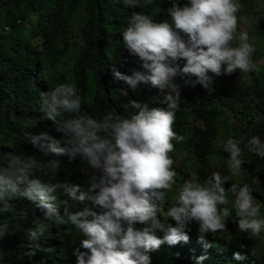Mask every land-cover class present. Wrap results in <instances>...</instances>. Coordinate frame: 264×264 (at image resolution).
Returning <instances> with one entry per match:
<instances>
[{
	"label": "clouds",
	"instance_id": "obj_1",
	"mask_svg": "<svg viewBox=\"0 0 264 264\" xmlns=\"http://www.w3.org/2000/svg\"><path fill=\"white\" fill-rule=\"evenodd\" d=\"M168 2L170 22L157 21L150 13L132 12L122 32L125 48L130 56L138 58L140 70L132 69L131 75H125L112 69L114 79L123 81L133 92L141 84L158 88L164 94L166 109H150L147 103L133 100L130 106L138 109L137 114L125 117L109 108L97 119L81 110L82 97L74 83L58 84L40 95L44 119L61 136L57 139L47 132L26 133L27 139L45 157L67 156L70 161L79 158L91 173L86 190L67 180L48 183L31 178L37 172L54 178L61 167L58 159L45 162L9 152L7 163L0 165V215L14 210L10 203L13 199L35 204L44 216L27 230L33 242L45 236L48 222L71 225L84 237L80 245L87 250L73 251L76 264H152L150 253L162 245L188 242L193 222L198 224L200 241L208 246L205 235L227 230L233 210V222L240 232L259 236L264 230L260 207L247 183H233L226 189L230 177L214 171L203 183L185 180L174 189L177 173L169 155L175 148L173 141L186 140L173 130L182 88L199 85L210 89L213 79L209 73L220 76L257 70L252 59L254 42L247 31H237V13L243 5L240 0ZM153 3L124 0L128 8ZM160 11L157 7L156 13ZM245 149L264 158V142L259 136H252L243 147L233 138L224 143L228 169L234 175L242 176L245 171ZM173 191V202L165 209L162 205ZM230 192L236 194L232 209L227 207ZM59 194L85 207L73 213L64 200L61 214L48 203L56 201ZM8 233L7 223L0 222V240ZM206 258L198 257L197 264ZM233 259L242 261L246 257L238 251Z\"/></svg>",
	"mask_w": 264,
	"mask_h": 264
},
{
	"label": "trees",
	"instance_id": "obj_2",
	"mask_svg": "<svg viewBox=\"0 0 264 264\" xmlns=\"http://www.w3.org/2000/svg\"><path fill=\"white\" fill-rule=\"evenodd\" d=\"M187 2L180 0L181 4ZM240 2L243 8L237 13L238 23L248 24V28L240 31H247L252 42L261 41L259 53L252 57L257 70L248 73L237 70L220 76L209 73L213 78L212 89L205 90L199 85L182 88L173 130L186 140L173 141L175 148L169 155L175 161L173 168L177 173L174 189L185 180L203 183L216 171L214 163L220 162L230 177L224 185L226 189L233 183L239 186L247 183L254 202L264 204V158L245 149L242 155L245 171L237 176L228 169L224 144L217 148L222 118L234 132L227 139L240 140L241 147L252 136H259L264 142V0ZM157 7L161 9L159 13ZM170 7L168 0H154L144 8H128L124 0H0V165L7 163L9 152L35 156L45 162L58 159L61 167L54 178L41 172L31 178L48 183L67 180L86 190L91 173L79 158L70 161L67 156L45 157L27 139L26 133L47 132L57 139L61 136L44 119L40 95L58 84L74 83L82 97L81 110L97 119L109 108L125 117L137 114L138 109L130 106L133 100L147 103L150 109H166L162 102L164 94L158 88L141 84L133 92L123 81L114 79L112 69L125 75H131L132 69L140 70L138 58L129 55L122 37L131 13H150L157 21L170 22L167 14ZM177 82L180 83L179 78ZM174 194L169 193L162 205L165 209L173 202ZM228 199L234 200L231 196ZM64 200L70 212L85 207L63 194L48 203L63 214ZM10 203L14 210L0 215V222L7 223L9 228V233L0 240V264H76L73 251L78 248L87 251L80 245L84 237L71 225L48 222L45 236L30 241L27 230L37 219L43 220V211L23 198ZM231 205L229 209L233 208ZM164 218L161 214V219ZM234 218L233 210L227 230L205 235L208 246L200 241L198 224L193 222L196 230L190 228L188 242L162 245L150 253L152 264H197L200 256L208 260L201 264H264V245H260L264 233L252 241L250 235L238 230ZM169 222L174 226V222ZM238 251L246 259H233V253Z\"/></svg>",
	"mask_w": 264,
	"mask_h": 264
},
{
	"label": "rangeland",
	"instance_id": "obj_3",
	"mask_svg": "<svg viewBox=\"0 0 264 264\" xmlns=\"http://www.w3.org/2000/svg\"><path fill=\"white\" fill-rule=\"evenodd\" d=\"M238 28L239 29H237L238 31H240V29L242 30L243 28H248V24L246 25V24H244L243 22H239L238 23ZM253 40V39H252ZM254 46H255V52H254V54H253V56H257V53H259V52H257L258 51V45H259V43L261 42V41H259L258 39L257 40H254ZM253 59V58H252ZM255 63H257V62H255ZM209 76H211L210 74H209ZM213 79V78H212ZM219 123H220V136H221V139H219L218 140V143H217V148L218 149H220L222 146H223V144L226 142V140H227V135L228 134H234V132L231 130V129H229V126H228V122H227V120L225 119V118H222L220 121H219ZM217 158V157H216ZM214 165L216 166L215 168H216V171H221L222 172V174H224V175H228V173L226 174V170L224 169V167L220 164V162L219 163H214ZM229 176V175H228ZM225 184H227V182L225 183ZM235 195L236 194H231L230 193V196L231 197H233L234 198V200H235ZM230 196H229V194H228V198H230ZM234 200L233 199H230V201H229V199H228V204H227V207L229 206L230 207V203L231 204H233L234 203ZM259 205V207H260V217L259 218H261V219H264V204H258ZM231 207H233V205H231ZM189 228H192V229H194V230H196V227H195V225L194 224H191V225H189ZM263 233H264V230H262L261 231V234L259 235V236H252L250 233H245L244 235H250V238L252 239V241H254V237H260L261 238V235H263ZM263 238V237H262ZM259 240L256 242L257 243V246H258V244H259ZM234 243V242H233ZM261 247H262V245H264V239L262 240V242H261ZM258 249V248H257ZM208 262V260H203L202 261V263L203 262H205V263H207Z\"/></svg>",
	"mask_w": 264,
	"mask_h": 264
},
{
	"label": "bare ground",
	"instance_id": "obj_4",
	"mask_svg": "<svg viewBox=\"0 0 264 264\" xmlns=\"http://www.w3.org/2000/svg\"><path fill=\"white\" fill-rule=\"evenodd\" d=\"M69 177V176H68ZM194 244V243H193Z\"/></svg>",
	"mask_w": 264,
	"mask_h": 264
}]
</instances>
